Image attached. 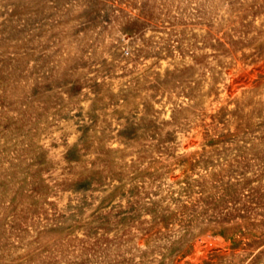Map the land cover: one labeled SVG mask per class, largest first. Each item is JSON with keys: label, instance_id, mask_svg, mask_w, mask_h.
Here are the masks:
<instances>
[{"label": "rangeland", "instance_id": "obj_1", "mask_svg": "<svg viewBox=\"0 0 264 264\" xmlns=\"http://www.w3.org/2000/svg\"><path fill=\"white\" fill-rule=\"evenodd\" d=\"M0 264H264V0H0Z\"/></svg>", "mask_w": 264, "mask_h": 264}]
</instances>
